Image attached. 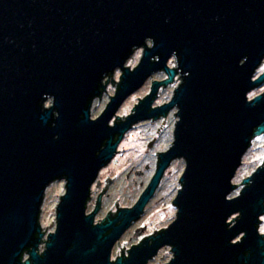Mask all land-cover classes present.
Masks as SVG:
<instances>
[{
	"label": "water",
	"instance_id": "95a60500",
	"mask_svg": "<svg viewBox=\"0 0 264 264\" xmlns=\"http://www.w3.org/2000/svg\"><path fill=\"white\" fill-rule=\"evenodd\" d=\"M138 49L139 63L127 66ZM260 68L264 0H0V264H147L164 245L173 253L165 264H264V162L230 197L245 153L264 135V92L249 96L264 84ZM163 70L164 81L153 80L129 115H117ZM178 73L170 101L154 108ZM110 76L115 94L93 118ZM173 108L174 143L147 190L133 208L94 224L89 188L125 133ZM177 157L185 169L175 219L151 245L111 261ZM57 180L65 193L45 239L42 209Z\"/></svg>",
	"mask_w": 264,
	"mask_h": 264
},
{
	"label": "flooded vegetation",
	"instance_id": "af4514ba",
	"mask_svg": "<svg viewBox=\"0 0 264 264\" xmlns=\"http://www.w3.org/2000/svg\"><path fill=\"white\" fill-rule=\"evenodd\" d=\"M171 62H174V66H171ZM168 65L170 67L177 66L174 57L169 60ZM157 74H162L164 78L155 79L154 76ZM167 77L168 74L163 70L162 72L155 73L153 77L149 78L147 82L150 81L151 85L147 94L151 91L153 80L164 81ZM176 80H179L177 85L179 86L182 82L180 73L176 75L174 82ZM162 87H160L157 92V96L153 103L154 108L169 102L171 99L158 103L160 102L157 100L161 97L160 91ZM155 101H157L156 104ZM92 109L94 110V105ZM173 109L175 111V108ZM99 114H97L96 117ZM126 116H123V118ZM162 116L163 115L158 118H151L134 123L132 127H140L148 123H152V125L155 126L151 130H143V132H141L142 135L138 140L139 146L137 147L138 152H135L136 155L126 154L125 150H120L126 137V135H124L112 161L100 170L91 188H89L90 194L86 202V214L95 212L94 224L106 223L116 218L121 210L133 208L149 187L148 185L151 184L161 161V154L167 152L172 147L175 139L176 112L172 125L165 123L161 126ZM117 138L118 136H116V139ZM118 156L119 158H116ZM184 169L185 160L182 157L174 158L168 163V166L157 184L158 186L155 187L153 193L143 207V210L136 217L131 219L128 228L124 230L119 239L115 242L112 249L111 261L116 260L118 257L127 258L130 249L135 246H141L145 242L151 245L153 243L152 237L164 231L175 219L171 220L170 214L173 212L177 213L174 200L179 189L182 187L180 178ZM120 222L121 220H118L117 224ZM55 227L56 222L54 221L50 225L52 229L48 231H54ZM171 248L172 247L169 245L162 246L156 254L148 258L147 264L167 263L168 260H166V258L160 261V259H162L160 254L162 252L166 253L169 250L171 251Z\"/></svg>",
	"mask_w": 264,
	"mask_h": 264
},
{
	"label": "rangeland",
	"instance_id": "374dc122",
	"mask_svg": "<svg viewBox=\"0 0 264 264\" xmlns=\"http://www.w3.org/2000/svg\"><path fill=\"white\" fill-rule=\"evenodd\" d=\"M142 54H143V50L138 49L134 53V55L128 60L126 65L127 66L131 65L130 67L134 68L139 63L140 59L142 58ZM171 66H174V62H171ZM263 70L264 68H260L256 75L258 76L260 73L263 72ZM120 75H121V71L117 70L113 74V77L116 81H119ZM154 78L161 79V78H164V76L162 74L160 75L157 74L154 76ZM178 81L179 80H176L173 84L170 83L169 85L162 87L160 91L161 97L158 98L157 100V101H160L158 103L164 102L165 100H169L172 97L173 91H175V88L178 85ZM105 83H106V79H105ZM150 85H151V82L148 81L143 87H141L135 93L130 95L121 105L120 109L117 112V115H119L120 117H123V115L124 116L129 115V113L132 112V108L135 107V103L137 104L140 98H143L147 94V92L149 91ZM116 89H117V85L116 84L114 86L112 85L111 76H110V81L107 83L106 93H104V96H102L101 99L97 98L93 104L94 105V110L92 109L93 117H96V115L99 114L104 109V107L106 106V104L108 103L110 99V95H114ZM261 92H264V84H262L260 87L253 90L249 94V96L253 97ZM157 101H155V104L157 103ZM49 104L50 102L48 101L47 105ZM175 112H176V109L175 111L174 109H171L170 111L167 112V116L163 115L162 120H161L162 121L161 126L165 124L163 123L164 119H166L165 122L168 125H172L175 119V114H174ZM154 126L155 125H152V123H148L140 127H132L125 134L126 137H125L124 143L121 145L120 150L121 151L125 150L126 154L136 155L135 152L137 151V147L139 146L138 140H139V137L142 135L141 132H143V130L145 131L151 130L154 128ZM116 158H119V156ZM263 162H264V135L261 137H257L253 140L252 146L245 153L242 164L240 168L238 169L232 182H234L235 184H239L243 182V179L246 178L248 175H250L254 170H256V168L259 167ZM243 186H244L243 183L239 184L237 188L232 192L230 197L238 195L240 193V190L243 188ZM64 189H65V182L63 180H60V181H56L53 184H51L48 190H46L45 201H44V206H43L42 215H41V223L44 228L48 226L47 230L52 229L50 228V225L53 221L56 222V213H57L56 208L59 203V200L61 199V195L65 193ZM175 214L176 212H173L172 214H170L171 220L175 218ZM261 220L262 222L259 226V229L261 233H264V215L261 217ZM160 256H162V259H160V261H162L163 258L164 260L166 258V260L170 261L171 258L173 257V253L172 251L169 250L166 253L162 252Z\"/></svg>",
	"mask_w": 264,
	"mask_h": 264
},
{
	"label": "built area",
	"instance_id": "2783aa9c",
	"mask_svg": "<svg viewBox=\"0 0 264 264\" xmlns=\"http://www.w3.org/2000/svg\"><path fill=\"white\" fill-rule=\"evenodd\" d=\"M104 93H106V91L104 92ZM103 93V94H104ZM43 231H46V233H45V236H44V238L45 239H47V236H48V234L50 233L48 230H46V228H43ZM45 241H42L41 242V244H40V246H39V252H42L43 250H44V248H45ZM43 246V247H42ZM25 258H27V255L25 256Z\"/></svg>",
	"mask_w": 264,
	"mask_h": 264
}]
</instances>
